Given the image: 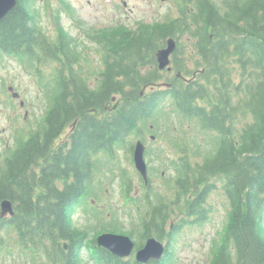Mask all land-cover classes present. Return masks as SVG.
I'll list each match as a JSON object with an SVG mask.
<instances>
[{"label":"trees","instance_id":"1","mask_svg":"<svg viewBox=\"0 0 264 264\" xmlns=\"http://www.w3.org/2000/svg\"><path fill=\"white\" fill-rule=\"evenodd\" d=\"M105 33L98 36L103 67L93 87L77 40L61 28L50 38L35 0H17L0 20V59L15 58L35 74L45 102L43 120L0 165V213L4 200L15 210L0 218V259L15 247L32 264H137L97 246L102 232H120L119 221L112 214L105 223L103 212L87 209L105 191L108 160L122 149L132 153L134 135L144 141L151 126L155 132L171 115L180 123L173 131L179 138L174 199L149 186L145 238L170 246L181 227L206 224L209 195L220 190L229 222L211 264H264V0H180L175 19ZM169 38L178 42L174 76L156 61ZM45 64L52 66L47 77ZM182 122L196 131L193 139ZM73 123L69 141L58 145ZM79 208L88 216L85 227L74 222ZM172 254L150 264H170Z\"/></svg>","mask_w":264,"mask_h":264},{"label":"rangeland","instance_id":"2","mask_svg":"<svg viewBox=\"0 0 264 264\" xmlns=\"http://www.w3.org/2000/svg\"><path fill=\"white\" fill-rule=\"evenodd\" d=\"M36 7L40 12V23L45 33L50 38H56L59 28L68 32L79 44L83 52L84 65L91 82L97 79V73L102 69V48L96 44V37L105 35V31L119 29V27L137 28L142 24L154 25L175 19L178 17L180 0H35ZM217 1V0H216ZM186 44V43H185ZM184 57L188 59L187 66L193 69L190 61L192 51L189 44L185 45ZM189 57V58H188ZM0 165L7 153L16 147L17 139L30 134L36 129L37 124L45 115V102L43 91L39 86L38 77L29 74L13 58L3 57L0 59ZM52 69L51 65H43L42 71L47 77ZM174 76V74H173ZM13 87L20 94L19 100H15L8 91ZM25 102L22 108L20 102ZM26 110L28 115L25 118ZM170 112V107L166 108ZM170 118V119H167ZM178 119L171 115L162 117L159 127L155 132L148 133L144 141L150 149V155L146 158L148 165V179L155 182L154 185L170 199H174V185L176 170L172 167V160L177 161L179 157L178 136L173 134L180 127ZM181 131L193 139L196 131H192L185 122H182ZM179 130V129H178ZM155 138L154 141H151ZM176 137V138H174ZM202 136L194 138L202 140ZM133 143L139 139L133 136ZM132 154L122 149L117 153L115 161H111L103 168L104 188L98 208L107 211V217L103 222L112 219V214L119 221L121 234L132 231L134 218L137 214L124 202L123 195L125 187L123 180L132 181V187L138 193L142 188L137 171L133 165ZM102 177H99L101 180ZM209 205L212 206L210 220L202 225H185L175 234V242L170 247L173 254L170 264H210L216 248L222 240L224 230L229 222V205L222 192L213 191L209 195ZM88 216L83 214L81 208L74 216L77 227H85ZM97 219L90 221L95 224ZM102 221V220H101ZM137 231L140 228L137 227ZM140 233L133 234V238H141ZM217 245V246H216ZM172 250V249H171ZM17 249L12 248L0 259V264H32L23 257L18 256ZM82 256L87 257V250L82 251Z\"/></svg>","mask_w":264,"mask_h":264},{"label":"water","instance_id":"3","mask_svg":"<svg viewBox=\"0 0 264 264\" xmlns=\"http://www.w3.org/2000/svg\"><path fill=\"white\" fill-rule=\"evenodd\" d=\"M17 6V0H0V20L3 19L9 12L15 9ZM176 49V42L173 39L168 40L167 46L164 49H161L157 52L156 58L160 70L167 69L170 71L169 65L171 64L170 56ZM9 91L12 92L14 99L19 98V94L14 92V89L11 87ZM114 100V98H113ZM23 105V102H22ZM145 146L141 141H138L134 151V162L135 167L138 172L141 174L145 182L147 183V165L144 159ZM14 210L13 205L10 200H4L1 203V218L7 216H13ZM97 243L100 247L108 250L114 256L124 258L132 254L135 244L133 241L123 235L106 233L102 234L97 238ZM67 247V246H66ZM165 254L164 245L155 240L149 239L145 247L138 251L137 261L140 264H146L150 260H160Z\"/></svg>","mask_w":264,"mask_h":264},{"label":"flooded vegetation","instance_id":"4","mask_svg":"<svg viewBox=\"0 0 264 264\" xmlns=\"http://www.w3.org/2000/svg\"><path fill=\"white\" fill-rule=\"evenodd\" d=\"M97 80H98V79H95V81L91 83V85H92L93 87L97 85ZM109 104H110V103H108L107 106H106L107 111L103 113L104 116L107 115L108 113H110V111H111V110H110V106H109ZM75 126H76V123H73L71 128H67V129L64 131V133L62 134L61 138H60L59 141H58V145H62L64 142H68V141H69L70 133H71L72 130L75 128ZM151 140H155V138L152 139V136H151ZM145 155H146V158H147V156L150 155V154H149V148H147V147H146ZM150 179H151V178H150ZM152 182L154 183L153 180H152ZM137 195H138V194H137ZM142 202H143V201L141 200V197H140V203H142ZM139 210H140V209H139ZM140 211H141V210H140ZM144 216L149 217L148 213H146L145 215H142L141 213H138V214H137V218L140 219V221H142V222H143V218H144ZM142 224H143V223H142ZM142 224H139V227H142ZM172 228H173V227H170L169 230L172 229ZM146 235H148V233H146ZM140 237H141V238H139L138 241H139L140 243H141V242L144 243V236H143V237L140 236ZM147 238H148V237H147ZM165 242H166V241H165ZM166 243H167V242H166ZM130 259H134V256H132Z\"/></svg>","mask_w":264,"mask_h":264}]
</instances>
